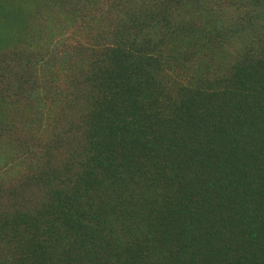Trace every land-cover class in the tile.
I'll list each match as a JSON object with an SVG mask.
<instances>
[{
    "label": "trees",
    "instance_id": "1",
    "mask_svg": "<svg viewBox=\"0 0 264 264\" xmlns=\"http://www.w3.org/2000/svg\"><path fill=\"white\" fill-rule=\"evenodd\" d=\"M0 264H264V0H0Z\"/></svg>",
    "mask_w": 264,
    "mask_h": 264
}]
</instances>
